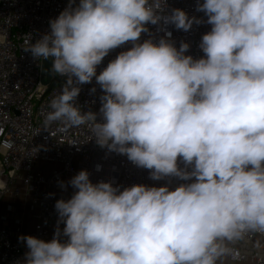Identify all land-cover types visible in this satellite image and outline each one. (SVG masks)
<instances>
[{"label": "clouds", "instance_id": "1", "mask_svg": "<svg viewBox=\"0 0 264 264\" xmlns=\"http://www.w3.org/2000/svg\"><path fill=\"white\" fill-rule=\"evenodd\" d=\"M196 11L207 19L168 13L166 0H68L50 31L26 36L24 50L65 77L45 126L88 125L99 147L150 179L185 183L121 189L81 170L67 182L71 197L55 203L53 238L19 237L23 264H222L237 258L230 245L264 234V0H198ZM201 23L211 29L194 58L167 26ZM149 24L164 35L141 41ZM93 79L101 106L84 112L77 99Z\"/></svg>", "mask_w": 264, "mask_h": 264}, {"label": "built area", "instance_id": "2", "mask_svg": "<svg viewBox=\"0 0 264 264\" xmlns=\"http://www.w3.org/2000/svg\"><path fill=\"white\" fill-rule=\"evenodd\" d=\"M166 2L168 13L179 8L190 17L207 19L196 11L198 0ZM67 5L68 0H0V181L6 185L0 189V264H23L28 249L19 239L21 236L45 241L53 238L58 219L55 203L71 197L73 189L67 182L81 170L90 173L93 183L113 181L121 189L134 184L159 187L165 183L175 188L185 183L175 177L150 179L149 170L138 168L124 155L99 147L88 125L63 129L58 123L45 126L50 101L59 94L65 77L52 74V82L58 78L64 81L51 88L43 84V60L24 50V40L30 34L35 42L50 31L49 21ZM147 27L149 32L142 34L141 41L149 37L158 40L164 35V31H158L162 24ZM210 29L207 23L193 24L188 32L167 26L175 46L179 48L182 41L187 42L190 48L186 55L194 58L203 57L199 43ZM130 46L111 51L97 67V74ZM93 87L95 93L90 91ZM101 94L93 79L81 85L77 104L84 112H98ZM4 142L11 147L4 149ZM61 182L67 187L62 188ZM230 247L237 256H227L230 261L264 264V234L249 233Z\"/></svg>", "mask_w": 264, "mask_h": 264}, {"label": "water", "instance_id": "3", "mask_svg": "<svg viewBox=\"0 0 264 264\" xmlns=\"http://www.w3.org/2000/svg\"><path fill=\"white\" fill-rule=\"evenodd\" d=\"M51 67H52V60L49 58L48 60H43V66L42 70L45 74V77L43 78L42 83L43 84H50V88L54 86L57 82L59 81H64L62 78L56 79L54 82H52V72H51Z\"/></svg>", "mask_w": 264, "mask_h": 264}, {"label": "crops", "instance_id": "4", "mask_svg": "<svg viewBox=\"0 0 264 264\" xmlns=\"http://www.w3.org/2000/svg\"><path fill=\"white\" fill-rule=\"evenodd\" d=\"M222 264H246V263H237L230 261L227 257L223 258Z\"/></svg>", "mask_w": 264, "mask_h": 264}, {"label": "rangeland", "instance_id": "5", "mask_svg": "<svg viewBox=\"0 0 264 264\" xmlns=\"http://www.w3.org/2000/svg\"><path fill=\"white\" fill-rule=\"evenodd\" d=\"M30 226H31V223H30ZM29 230H30V227H29Z\"/></svg>", "mask_w": 264, "mask_h": 264}]
</instances>
